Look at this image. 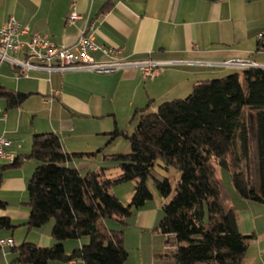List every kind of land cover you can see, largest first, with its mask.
I'll return each mask as SVG.
<instances>
[{"label":"crops","instance_id":"obj_1","mask_svg":"<svg viewBox=\"0 0 264 264\" xmlns=\"http://www.w3.org/2000/svg\"><path fill=\"white\" fill-rule=\"evenodd\" d=\"M71 10L92 22L96 46L120 50L115 56L100 48L91 50L95 61L151 59L175 63L165 66L155 78L144 79L141 70L132 67L109 73L30 71L28 77H16L17 68L0 62V81L8 88L29 93L18 107L7 109L0 100V134L10 141L7 151L14 157L30 151L34 133L53 132L65 152L81 154L72 157L67 166L81 174L104 167L107 174L104 159L114 154L109 153L108 144L113 139L108 136L121 122L132 120L136 110L146 106L149 110L162 101L184 97L196 81L223 74L225 68L234 69L212 63L249 58L264 68V50L256 51L257 34L264 33V0H0V27L13 17L57 45L71 46L83 26V19L73 25L66 23ZM34 166L29 159L17 167L0 160V200L5 202L0 218L14 225L0 228V240H12V245H0V264H31L14 261L13 247L24 241L43 247L54 243L50 222L32 229L25 226L29 216L27 183ZM115 186L112 193L129 202L133 189L127 187L121 194ZM239 198L240 206L247 208V221L232 205L230 196L229 203L236 210L238 230L251 236L240 264H264V205ZM163 204L152 195L127 218L124 246L128 238L136 239L138 245V260L133 264H175L166 255L168 236L157 229ZM107 224L102 225L107 229L119 226L114 219ZM82 244V238L64 241V249L70 253ZM127 260L128 256L123 264H130ZM48 264L84 262L76 259Z\"/></svg>","mask_w":264,"mask_h":264},{"label":"trees","instance_id":"obj_2","mask_svg":"<svg viewBox=\"0 0 264 264\" xmlns=\"http://www.w3.org/2000/svg\"><path fill=\"white\" fill-rule=\"evenodd\" d=\"M258 50H264V43L257 40ZM241 70V75L198 80L186 96L162 101L155 111L148 106L136 110V125L125 135L129 151L108 155L119 168L113 177L104 167L81 174L67 166L81 154L65 152L53 132L34 133L30 151L9 164L17 167L33 160L25 226L51 222L54 243L43 247L24 241L13 247L14 261L123 264L128 256L126 220L152 198L146 184L150 177L158 193L169 197L157 229L168 236L166 255L175 264H240L251 236L238 230L236 210L215 166L229 173L239 197L264 205V68ZM28 96L0 81V100L7 109L20 106ZM119 132L114 128L110 140ZM157 160L179 172L174 188L154 169ZM127 181L135 185L129 202L123 203L111 188ZM4 205L0 200V207ZM104 219L116 220L118 228H105ZM12 227L0 218V228ZM82 237L88 243L65 251L64 241Z\"/></svg>","mask_w":264,"mask_h":264},{"label":"built area","instance_id":"obj_3","mask_svg":"<svg viewBox=\"0 0 264 264\" xmlns=\"http://www.w3.org/2000/svg\"><path fill=\"white\" fill-rule=\"evenodd\" d=\"M83 19V26L77 41L71 46H59L51 41L48 36L32 32L28 25L18 22L13 17L0 27V62H7L18 69L16 77H28L30 71L66 72L74 69H83L96 73H109L117 68L132 67L141 70L144 79L155 78L165 66L174 64L171 60L151 59H120L115 61L97 62L91 56L90 51L96 48L102 49L105 54L115 56L120 50L115 48H103L94 43V28L88 18L76 10H71L66 17V23L75 24ZM257 40L264 43V33L257 34ZM212 65L246 69L260 67L249 58H232L216 62ZM10 141L4 133L0 134V160L9 163L14 156L7 151ZM7 243L12 245V240H0V245Z\"/></svg>","mask_w":264,"mask_h":264},{"label":"rangeland","instance_id":"obj_4","mask_svg":"<svg viewBox=\"0 0 264 264\" xmlns=\"http://www.w3.org/2000/svg\"><path fill=\"white\" fill-rule=\"evenodd\" d=\"M3 64L7 66V63H3ZM218 69L219 68H216V70H218ZM213 70H215V69H213ZM219 70H222V69H219ZM241 71L242 70L238 69V68H234L231 71L227 70L225 68V70L223 71V74L214 75V76H211V78L222 77V76L228 75V74L233 73V72H238L241 75ZM211 78H209V79H211ZM241 80L243 82V77H241ZM149 111H155V107L153 106L151 109H149ZM135 125H136L135 119L134 120L128 119V120H124L123 122L120 123V126L116 127L118 130H120V132L108 144L109 153H110V151H113L114 153L128 152L129 151V147H130L129 140H128V138L125 137V135L130 134L133 131ZM108 137H110V135ZM113 152H111V153H113ZM100 159H101V157H100ZM98 162L100 163L99 159H98ZM104 166L107 167V169H108L107 175H109L111 177L117 175V173L119 172V168L117 166V161L111 159L109 156H106V158L104 159ZM154 169L158 173L168 177L170 180V183L172 185V188H174V184H175L176 180L179 178V172H177L172 167H169L166 169L164 164L160 160L156 161V163L154 165ZM215 169H216L215 170L216 176L223 182L226 190L229 193L232 205H234L238 210H240V214H242L245 221H247V217H248L247 212H246L247 208L244 206H240L239 202L242 199H240L237 196V194L235 193V191L233 190L231 183H230L229 173L225 169H223L219 166H215ZM146 184H147L149 190L151 191L152 195L155 196V200L162 201V203H166L169 200V197L164 198L158 193V191L154 187V184H153L152 179L150 177H148L146 179ZM134 185H135L134 181H127V182L120 183L116 186L118 188V191L122 194L123 192L124 193L127 192V189H126L127 187H129V189L130 188L133 189ZM111 191H112V188H111ZM27 195H28V193H27ZM124 195H126V194H124ZM124 197H126V196H124ZM121 199H123V198H121ZM120 201H122V200H120ZM123 203H127L126 200ZM107 222H110V219H104L103 221H101V223L103 225L105 223L107 224ZM108 227H110V226H108ZM82 239L85 241V243H88V241H89L88 237H82ZM75 241L76 240H74V239L66 240V242H75ZM137 247H138V245H137L136 239L134 240L132 238L131 239L128 238V240L126 242V250L128 252L127 262L128 263L130 262V264H133V263L137 262V260H138Z\"/></svg>","mask_w":264,"mask_h":264},{"label":"water","instance_id":"obj_5","mask_svg":"<svg viewBox=\"0 0 264 264\" xmlns=\"http://www.w3.org/2000/svg\"><path fill=\"white\" fill-rule=\"evenodd\" d=\"M212 1H214V0H212Z\"/></svg>","mask_w":264,"mask_h":264}]
</instances>
